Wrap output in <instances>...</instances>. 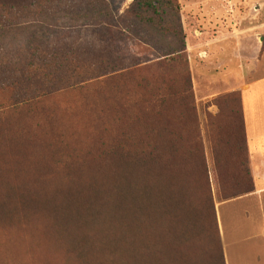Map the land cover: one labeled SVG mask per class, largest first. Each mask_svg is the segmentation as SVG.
Segmentation results:
<instances>
[{
	"label": "rangeland",
	"instance_id": "374dc122",
	"mask_svg": "<svg viewBox=\"0 0 264 264\" xmlns=\"http://www.w3.org/2000/svg\"><path fill=\"white\" fill-rule=\"evenodd\" d=\"M145 1L0 0V264H222L264 0Z\"/></svg>",
	"mask_w": 264,
	"mask_h": 264
},
{
	"label": "crops",
	"instance_id": "0c3cea01",
	"mask_svg": "<svg viewBox=\"0 0 264 264\" xmlns=\"http://www.w3.org/2000/svg\"><path fill=\"white\" fill-rule=\"evenodd\" d=\"M260 70V77L239 85L253 188L216 204L225 264H264V66Z\"/></svg>",
	"mask_w": 264,
	"mask_h": 264
},
{
	"label": "trees",
	"instance_id": "16d2710c",
	"mask_svg": "<svg viewBox=\"0 0 264 264\" xmlns=\"http://www.w3.org/2000/svg\"><path fill=\"white\" fill-rule=\"evenodd\" d=\"M136 2V1H135ZM146 2H150V4H151V0L149 1V0H146L145 1V3ZM161 1L160 0H154L153 1V3H160ZM167 3L168 4H172V0H168L167 1ZM35 53H38L37 51H35ZM30 67H35L33 64H30L29 65ZM243 124H244V121H243ZM244 142H245V128H244ZM245 147H246V143H245ZM247 151V150H246ZM128 175H130L131 174V170H126L125 171ZM135 175V173L133 172V174L131 175V176H134ZM144 206L143 205H139V206H137V207H135V210H134V213H133V215H132V222H133V224H135V227H134V229H132V230H130V231H122V233H123V237H126L127 238V240H128V245L131 247V246H134V244H135V241H134V237H133V235L135 234V237H136V235L139 237L140 236V234H141V232L143 231L141 228H142V226H143V224L145 223V218H144V221H143V214H144ZM111 212H109V213H103V214H105L106 216H108L109 214H110ZM129 213H130V211H128V212H126L123 216H122V218L123 219H127L128 218V215H129ZM73 214V218H77V219H80L82 216L81 215H78V214H75V213H72ZM141 215H142V218H141ZM213 216H214V218H215V228H216V236L218 237V239H220L221 237H220V234H219V228H218V221H217V214H216V211L214 210V213H213ZM86 218H88V220H90L91 221V223L93 224V225H98L99 223H100V219H99V217H98V215L95 213V211L93 210V209H90L89 211H88V216H86ZM89 221V222H90ZM127 224H130V220L127 222ZM115 235H116V233H115ZM116 239V238H115ZM116 241H117V239H116ZM112 249H113V247H111ZM121 248V247H120ZM116 249H117V247H116ZM125 252H128V250H124ZM131 253H133L134 254V252L132 251ZM143 253V251H141L140 253H136V254H138V255H140V254H142ZM138 255H136V257H137V262L139 263V264H143V259L140 257V256H138ZM220 259H221V263L222 264H225V260H224V254H223V250L221 249V251H220Z\"/></svg>",
	"mask_w": 264,
	"mask_h": 264
}]
</instances>
